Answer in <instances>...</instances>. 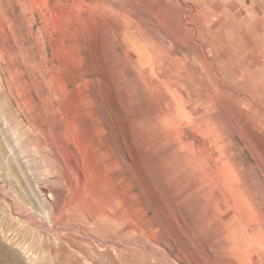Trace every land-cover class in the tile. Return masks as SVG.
<instances>
[{"label": "rangeland", "instance_id": "374dc122", "mask_svg": "<svg viewBox=\"0 0 264 264\" xmlns=\"http://www.w3.org/2000/svg\"><path fill=\"white\" fill-rule=\"evenodd\" d=\"M0 264H264V0H0Z\"/></svg>", "mask_w": 264, "mask_h": 264}]
</instances>
